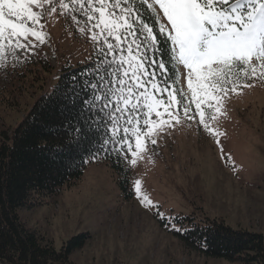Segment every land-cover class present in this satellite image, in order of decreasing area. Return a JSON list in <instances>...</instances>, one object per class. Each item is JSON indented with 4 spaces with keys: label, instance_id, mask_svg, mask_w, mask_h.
Returning <instances> with one entry per match:
<instances>
[{
    "label": "snow or ice",
    "instance_id": "1",
    "mask_svg": "<svg viewBox=\"0 0 264 264\" xmlns=\"http://www.w3.org/2000/svg\"><path fill=\"white\" fill-rule=\"evenodd\" d=\"M48 18L92 49L59 97L89 160L115 154L135 166L149 143L193 123L219 144L211 125L226 115L222 101L264 84V0H0V70L36 62ZM133 186L166 227L186 231Z\"/></svg>",
    "mask_w": 264,
    "mask_h": 264
},
{
    "label": "rangeland",
    "instance_id": "2",
    "mask_svg": "<svg viewBox=\"0 0 264 264\" xmlns=\"http://www.w3.org/2000/svg\"><path fill=\"white\" fill-rule=\"evenodd\" d=\"M45 23L50 38L35 64L46 63L48 72L38 65L27 71L28 63L13 68L11 61L6 71L0 70V137L10 136L35 100L51 90L64 64H84L92 53L89 42L63 18ZM181 85L187 92L186 80ZM222 103L226 115L211 125L222 133L219 144L195 123L172 129L162 134L158 146L149 143L143 158L131 166L132 183L140 180L142 193L166 217L218 219L235 230L263 235L264 84L257 82ZM19 217L57 250L87 235L70 264H232L185 248L136 195L124 201L117 176L100 163H89L76 186L19 211Z\"/></svg>",
    "mask_w": 264,
    "mask_h": 264
},
{
    "label": "trees",
    "instance_id": "3",
    "mask_svg": "<svg viewBox=\"0 0 264 264\" xmlns=\"http://www.w3.org/2000/svg\"><path fill=\"white\" fill-rule=\"evenodd\" d=\"M35 65L48 72L44 62L28 63L25 68L28 71ZM86 66L64 64L51 90L35 100L10 136L0 137V264H70L73 253L83 248L89 237L72 238L57 250L21 222L19 211L44 204L47 198L76 186L89 163L113 171L124 201L135 197L128 161L117 162L115 154L89 160L85 145L76 146L72 139L69 121L76 123V113L67 111L59 97L68 77ZM175 221L186 231L175 232L169 227L166 231L179 237L189 251L232 264H264V234L235 230L218 219L195 222L176 217Z\"/></svg>",
    "mask_w": 264,
    "mask_h": 264
}]
</instances>
